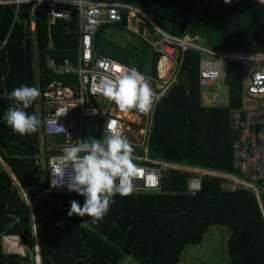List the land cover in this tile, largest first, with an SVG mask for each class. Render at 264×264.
Instances as JSON below:
<instances>
[{
  "label": "trees",
  "instance_id": "16d2710c",
  "mask_svg": "<svg viewBox=\"0 0 264 264\" xmlns=\"http://www.w3.org/2000/svg\"><path fill=\"white\" fill-rule=\"evenodd\" d=\"M131 3L152 16L165 31L198 35L210 48L222 52H264V5L257 0H90ZM58 19L50 28L45 13L31 14L29 4H0V115L9 106L4 94L26 84L39 89L28 112L40 117L38 102L53 80L67 83L47 66L74 59L78 41V12ZM126 15L111 24L123 29ZM107 24L97 30L94 50ZM139 51L132 47L110 57L139 70L148 44L141 38ZM51 43V45H50ZM99 53L105 54L102 49ZM153 55V69L158 60ZM200 54L186 50L177 81L155 106L149 151L154 158L240 176L233 166L231 113L242 108L245 86L243 62L228 59L223 83L226 105L202 104L198 69ZM41 126L21 136L0 121V264H36L35 239L41 264H120L130 258L136 264H176L187 245L198 244L209 227L227 225L226 252L230 264H264V185L257 184L259 199L250 188L222 186L226 179L203 175L200 189L187 190L191 172L165 170L161 190L114 197L108 213L92 224L87 215L68 216L69 201L84 198L68 190L45 192L48 185L42 163ZM15 177V179H14ZM25 193L24 196L22 190ZM262 208H261V206ZM88 221L85 226H80ZM17 236L24 255L6 252L3 236Z\"/></svg>",
  "mask_w": 264,
  "mask_h": 264
},
{
  "label": "built area",
  "instance_id": "2783aa9c",
  "mask_svg": "<svg viewBox=\"0 0 264 264\" xmlns=\"http://www.w3.org/2000/svg\"><path fill=\"white\" fill-rule=\"evenodd\" d=\"M15 2L30 3L33 10L45 12L51 22L69 19L71 8L78 12L75 60L66 57L57 63L53 57L47 58V66L59 76H68L69 80L67 83L53 80L45 87L41 96V124L49 152L48 185L44 189L45 192L67 190L66 183L71 174V167L65 169L63 178L52 170L61 166L65 147L74 143L89 142L88 135H100L105 138L110 130L114 129H119L134 148L133 159L138 168V175L132 180L135 186L133 194L160 191L162 175L169 169L192 173L187 181V190L191 194L200 189L203 175H219L208 173L203 168L149 156L155 106L177 81L184 52L193 50L200 54L198 78L202 86L223 78L226 60L237 59L243 62L247 77L243 100L249 102V105L244 103L242 108L231 113L232 128L238 135L233 143V166L240 176L232 175L230 184L225 187L231 190L239 187L250 188L259 199L257 184L264 185V52L234 55L216 51L207 46L198 35H175L165 31L153 21L151 15L131 3L90 0ZM124 14V30L137 35L152 47L153 54L157 53L159 56L153 74L145 75L153 92L152 104L146 113L135 109L122 112L114 102L102 94L93 93V89L113 81L117 75H123L133 68L94 50V37L99 27L120 22ZM1 164L3 161L0 158ZM61 179L63 183L53 184V181L59 182ZM262 213L264 216L263 208ZM14 238L19 240L17 236L11 235L3 236L2 240L11 241Z\"/></svg>",
  "mask_w": 264,
  "mask_h": 264
},
{
  "label": "clouds",
  "instance_id": "9594fccd",
  "mask_svg": "<svg viewBox=\"0 0 264 264\" xmlns=\"http://www.w3.org/2000/svg\"><path fill=\"white\" fill-rule=\"evenodd\" d=\"M224 2L227 4L231 0ZM257 3L264 5V0H257ZM93 93L102 94L122 112L135 109L140 113L149 111L153 96L145 75L136 68L117 75L113 81L93 89ZM38 96L39 89L26 84L6 92L3 98L9 102V106L0 115V121L21 136L35 133L41 121L37 114L27 109ZM133 152L132 144L119 129L110 130L103 139L92 138L90 142L65 147L61 166L52 170L63 178L65 169L70 166L67 190L84 198L82 205L76 199L69 201L68 216L87 215L91 223L96 224L108 213L117 194L121 197L131 195L135 190L132 180L138 175ZM58 183H63V179L53 181L54 185ZM87 222H82L80 226H85ZM36 264H41L39 256L36 257Z\"/></svg>",
  "mask_w": 264,
  "mask_h": 264
},
{
  "label": "rangeland",
  "instance_id": "374dc122",
  "mask_svg": "<svg viewBox=\"0 0 264 264\" xmlns=\"http://www.w3.org/2000/svg\"><path fill=\"white\" fill-rule=\"evenodd\" d=\"M138 38L139 37L137 35L127 30L120 29L116 25L107 24L98 39V49H102V51L108 56L112 55L114 51L126 50V48L130 46L134 51L138 52L141 48V43ZM221 88H223L225 91L227 89L222 79H219L212 84L201 86V98L205 100V102L202 101L203 104H205L206 101L207 104L217 103V101L211 102L210 99L212 98V95L218 92ZM92 138L103 139V137L100 135H88L89 142ZM217 176L222 177L220 174ZM224 179H227L226 176ZM221 226V228H226L227 230L229 229L227 225ZM221 228L215 226L206 233V236L203 237L202 242L198 244L187 245V248L182 251L179 261L176 264H230L229 262H227V259V263L223 261L224 254L227 253V238H225V234L223 233ZM21 244L22 243L20 239L17 240L16 238L11 241H3L4 250L6 252L10 251L25 254L27 252V249L23 244ZM19 246L21 248H19ZM125 259L128 260V264H136L134 261L132 263L130 258Z\"/></svg>",
  "mask_w": 264,
  "mask_h": 264
},
{
  "label": "crops",
  "instance_id": "0c3cea01",
  "mask_svg": "<svg viewBox=\"0 0 264 264\" xmlns=\"http://www.w3.org/2000/svg\"><path fill=\"white\" fill-rule=\"evenodd\" d=\"M2 3H0V4H4V3H15V4H17V5H19V4H21V3H27V4H29V6H30V9H31V14H34L35 12H42V11H39V10H33V8H32V6L30 5V3H28V2H21V3H16L15 2V0H0ZM42 13H45V12H42ZM45 15H46V19H47V25H48V27L50 28V26H51V24H53L56 20H54L53 22H51V21H49L48 20V17H47V14L45 13ZM123 29H124V27H123ZM50 45H51V43H50ZM98 54H101V55H105V56H108V55H106V54H102V53H99L98 51H96ZM75 55H76V53H75ZM108 57H110V56H108ZM112 58V57H111ZM71 59V58H70ZM72 60H75V57H74V59H72ZM244 75H245V83H246V80H247V77H246V73H245V70H244ZM224 76V75H223ZM222 81H223V78H222ZM200 85V84H199ZM201 86L202 85H200V92H201ZM226 86V85H225ZM226 88H227V86H226ZM170 89V88H169ZM168 89V90H169ZM220 90H222L223 91V95H224V100H222V99H219L218 98V92H216V93H214V95H212V98L210 99V101L211 102H213V101H217V103H214V104H207V101H206V103L205 104H203V102H202V104L203 105H205V106H213V105H226L227 104V102H228V89H226V91L223 89V88H221ZM243 91H244V87H243ZM167 93V92H166ZM165 93V94H166ZM165 94L163 95V96H165ZM162 96V97H163ZM161 97V98H162ZM201 97H202V95H201ZM160 98V99H161ZM159 99V100H160ZM202 99V98H201ZM202 101H204L205 102V100H203L202 99ZM159 102V101H158ZM157 102V103H158ZM244 103L245 104H249V102H245L244 100H243V92H242V104L244 105ZM243 105H242V107H243ZM38 108L40 109V112H41V114H40V117H39V119H40V121H41V117H42V109H41V102H38ZM153 124H154V114H153ZM231 124H232V122H231ZM40 126H41V148H40V153L37 155V161H39V162H41L42 163V168H43V170H44V172H45V174H46V178H47V176H48V170H47V156H48V154H49V152L47 151V149H46V146H47V140H46V138H45V136H44V134H43V130H42V124L40 123ZM151 136V135H150ZM150 144V143H149ZM149 156L151 157V158H154V157H152L151 155H150V151H149ZM1 158V157H0ZM155 159H159V158H155ZM2 160V159H1ZM160 160H162V159H160ZM3 166L7 169V170H9V167L3 162ZM8 168H7V167ZM208 173H210V172H214V173H217V174H220L222 177H224L225 178V176H226V183H223L222 184V186L223 187H225L226 186V184H230V182H231V176L232 175H230V174H224V173H220V172H216V171H212V170H206ZM14 179H15V177H14ZM225 184V185H224ZM19 187H20V189H21V186L19 185ZM47 187V186H46ZM45 187V188H46ZM44 188V189H45ZM226 188V187H225ZM22 190V189H21ZM22 192H23V190H22ZM23 194H24V196L26 197V195H25V193L23 192ZM215 226H217L218 228H221L222 226L221 225H215ZM215 226H212V227H209L208 229H207V231L205 232V234L203 235V237H205L206 236V233L208 232V231H210L213 227H215ZM222 229V231H223V233L225 234L224 236H225V238H228V235H229V233H230V229H226V228H221ZM203 237H202V239H201V241L200 242H202V240H203ZM37 239L35 238V241H36ZM199 242V243H200ZM226 243H227V241H226ZM185 248H187V247H185ZM227 254V253H226ZM226 254H224V262H226V259H227V262H229V259L227 258L228 256L226 255ZM124 261V262H123ZM123 261H121L123 264H128V260H126V259H124ZM132 261V260H131ZM120 262V263H121ZM226 262V263H227ZM121 263V264H122ZM132 263H133V261H132ZM230 263V262H229Z\"/></svg>",
  "mask_w": 264,
  "mask_h": 264
},
{
  "label": "water",
  "instance_id": "95a60500",
  "mask_svg": "<svg viewBox=\"0 0 264 264\" xmlns=\"http://www.w3.org/2000/svg\"><path fill=\"white\" fill-rule=\"evenodd\" d=\"M153 49L151 46H148L146 52L142 58L141 65H140V72L144 75L151 76L153 74ZM218 98L224 100L223 91L219 90ZM249 105V104H248ZM34 258L36 262V257L39 256L38 254V244L37 240L35 241V249H34Z\"/></svg>",
  "mask_w": 264,
  "mask_h": 264
},
{
  "label": "bare ground",
  "instance_id": "6f19581e",
  "mask_svg": "<svg viewBox=\"0 0 264 264\" xmlns=\"http://www.w3.org/2000/svg\"><path fill=\"white\" fill-rule=\"evenodd\" d=\"M21 248V247H20Z\"/></svg>",
  "mask_w": 264,
  "mask_h": 264
}]
</instances>
